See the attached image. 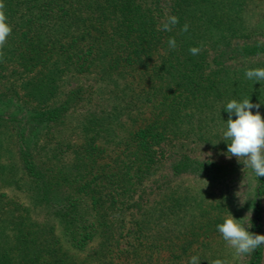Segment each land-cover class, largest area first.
<instances>
[{"label":"trees","instance_id":"trees-1","mask_svg":"<svg viewBox=\"0 0 264 264\" xmlns=\"http://www.w3.org/2000/svg\"><path fill=\"white\" fill-rule=\"evenodd\" d=\"M2 10L0 264L264 263V246L236 255L216 230L230 212L264 234V177L226 154L221 133L230 99L260 103L264 118V81L244 76L264 67V41L251 42L264 0ZM169 15L178 23L163 31ZM186 143L214 156L177 150Z\"/></svg>","mask_w":264,"mask_h":264},{"label":"clouds","instance_id":"clouds-1","mask_svg":"<svg viewBox=\"0 0 264 264\" xmlns=\"http://www.w3.org/2000/svg\"><path fill=\"white\" fill-rule=\"evenodd\" d=\"M3 0H0V46L11 33V26L3 12ZM178 23V17L169 15L167 22L161 25L163 31H169ZM188 25H183L181 31H187ZM168 47L175 49L176 40L169 37ZM199 47L189 48V52L196 55ZM244 76L254 83L264 81V67L246 68ZM260 103L254 104L248 98L240 100L230 99L224 106V112L228 114L225 126L221 129L222 136L226 143L227 155L243 158L244 167H249L256 177H264V118L259 112ZM235 116V119H233ZM250 221L248 214L243 218H235L228 212L222 217V222L216 225V230L222 239L230 246L236 255L251 254L258 247L264 246V234L250 231L252 225L246 222L245 217ZM188 264H200V258L192 255L188 258ZM212 264H227L225 260L214 259Z\"/></svg>","mask_w":264,"mask_h":264},{"label":"rangeland","instance_id":"rangeland-1","mask_svg":"<svg viewBox=\"0 0 264 264\" xmlns=\"http://www.w3.org/2000/svg\"><path fill=\"white\" fill-rule=\"evenodd\" d=\"M253 41H259V42H263L264 41V37H255L254 39L251 40V42ZM262 59V57H260ZM260 58H253L251 60V62H255V61H260ZM177 150L182 151V152H186L192 155H196V156H200V155H204L206 153V155H211L214 156L213 153H210L208 150H204L203 148L198 147L196 144H191V143H186L185 145H183L182 147L177 148ZM215 157L217 159L218 155H215ZM224 159V158H223ZM161 169V168H160ZM159 169L160 173L162 170ZM183 182H185V184H187V179L182 180ZM263 226H264V216H263ZM264 264V263H263Z\"/></svg>","mask_w":264,"mask_h":264}]
</instances>
